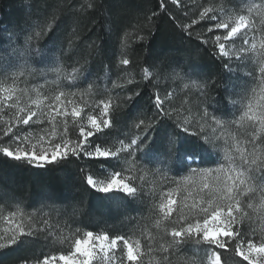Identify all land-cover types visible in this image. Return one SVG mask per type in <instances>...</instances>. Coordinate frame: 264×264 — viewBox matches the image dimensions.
<instances>
[{
  "label": "trees",
  "instance_id": "1",
  "mask_svg": "<svg viewBox=\"0 0 264 264\" xmlns=\"http://www.w3.org/2000/svg\"><path fill=\"white\" fill-rule=\"evenodd\" d=\"M161 3L0 0V90L14 87L18 102L33 94L54 99L63 91L68 101L82 109L79 122H86L88 115L99 116L100 107L96 106L110 100L113 126L97 134L98 143L114 150L121 140L129 143L140 136L148 141L132 156L122 153L119 159L108 161L70 158L43 167L0 154V213L17 211L34 232L24 243L1 249L0 264H35L42 255L70 254L71 241L83 238L87 231L138 242L137 264H205L206 245L194 240L174 244L169 233L182 217L193 218L194 203L214 198L203 188L206 182L213 190L216 186L214 179H206L207 169L215 170L213 176L219 175L223 181L230 168L245 167L242 156L255 158L264 167V127L247 118L240 120L249 102L251 115L264 112V84L259 75L264 50L258 49L251 60L239 66L233 60L234 71H228L224 67L227 59L215 55L211 43L197 39L222 34L216 29L208 32L216 21L200 20L199 14L209 7L215 10L209 15L222 19L264 0H178V4L163 0V7ZM253 9L259 12L264 7ZM193 19L197 23L182 30L180 25ZM44 23L52 24V30L30 42L32 49L41 50L40 55H22L27 37ZM255 37L258 45L264 42L260 24ZM125 58L128 65L120 63ZM145 68L150 72L147 78ZM248 72H254L255 79L246 75ZM157 94L165 100L162 110L155 106ZM242 97H246L243 109L240 103H230V99L240 101ZM205 110L208 118L202 119ZM15 113L13 108L0 109V132L3 122ZM213 116L221 123L216 124ZM141 120L144 124L137 129ZM177 122L186 124L190 132H182ZM19 128L25 133L39 130L33 122ZM253 132L260 138L254 141L255 147L249 142ZM59 135L64 137V131ZM78 135L77 125L67 128L69 139ZM171 135L177 137V144L169 153ZM251 167L255 195L248 212L256 228L252 238L259 240L264 228V197L260 193L264 171L257 165ZM115 173L121 178L132 177L127 182L138 188L135 196L99 193L86 184L88 175L107 182ZM168 193L176 203L170 218H165L159 205L167 202ZM241 230L249 231L248 220ZM222 258L224 264L240 260L234 252L224 253Z\"/></svg>",
  "mask_w": 264,
  "mask_h": 264
},
{
  "label": "snow or ice",
  "instance_id": "2",
  "mask_svg": "<svg viewBox=\"0 0 264 264\" xmlns=\"http://www.w3.org/2000/svg\"><path fill=\"white\" fill-rule=\"evenodd\" d=\"M172 4H178V0H171ZM93 5L88 4L91 8ZM163 7V0L161 3ZM264 7V3L260 5H249L248 11L251 13L253 8ZM213 8L204 7L203 11L200 12V20L207 18L208 20L216 21L213 26L207 28L208 32L216 30H223L222 34H216L214 39L206 38L205 36H198L197 39L201 40L204 44L211 43L215 49L214 52L220 58H226L228 63L224 64V67L228 71H234L231 67L233 58L237 63V66L244 64L246 61L252 59L251 52L256 49V44L252 42L253 38H249L248 29L249 23L248 18L245 15L237 13L233 17L228 19H221L218 15H209L214 13ZM155 15V13H153ZM151 20V17H149ZM197 23V20L193 19L187 25H180L182 30L187 31L193 25ZM39 31H36L34 35H29L26 39V47L23 49L22 55H40L41 50L39 48L32 49L30 42L32 40H39L43 36L47 35L52 30V24L44 23L38 26ZM190 36L191 32L188 33ZM143 39V37H139ZM240 41L239 47H236V41ZM230 42V43H226ZM260 48L264 50V42L260 44ZM123 65H128V59H122L120 61ZM74 72L78 71L76 69ZM21 75L23 73L21 72ZM145 78L150 75L149 69H144ZM248 76H252L255 79L254 72L246 73ZM260 81L264 84V53L260 56L259 65ZM129 83L132 81L129 80ZM91 87V85H89ZM188 87V85H185ZM3 95H0V109L17 108L15 125L9 123L2 132H0V154L4 157L9 158L17 162H25L28 165L35 167H43L44 165L58 164L61 161H67L70 158H87V159H102L108 161L109 159H119L122 153H126L128 156H132L135 152L141 151L147 145V140L142 139L140 136L133 138L129 143H125L123 140L119 141L120 146L114 150L111 148H105L101 146L100 137L97 135L101 133L105 128H111L113 126L112 120L109 118V108L111 101H100V104L96 107H100V115L87 116V126L80 124L79 135L75 140L65 138L59 142H53L50 138L45 136L39 137V143L43 145L47 143V147L41 146L39 151L36 150L37 145L31 144L29 147L21 148L22 144H29L28 136H21L18 132L13 129L16 125H29V122L33 120V117H38L36 111H33L31 106L20 107L18 105L19 97L15 96V88H4ZM65 93L61 91L54 97L57 108L64 104L61 100ZM74 95V93H73ZM138 95V93H137ZM170 95V94H169ZM242 97L240 101L230 99V103L236 105L241 104V108H244V99ZM131 99V97H129ZM155 106L157 109L162 110V105L165 100L162 99L159 94L155 97ZM42 101L37 98L32 101L36 107H40ZM68 103H73L68 101ZM102 105V107H101ZM251 103L247 104V111H243L240 116V120L247 118L249 121H256L262 127H264V112H261L259 116L250 114ZM55 110V109H54ZM64 116L71 115L72 117H80L82 109L73 105L71 111L67 109V106L57 112V114ZM43 115V113H41ZM168 115V113H165ZM203 118H208V112H203ZM211 119L219 124L221 121L216 120L213 116ZM35 122V121H34ZM239 121H233L238 123ZM144 121L141 120L136 124V128L139 129ZM177 127L184 133H189V127L184 124L177 122ZM67 134V127H65V135ZM193 136L197 133L191 132ZM5 137L8 139L5 140ZM96 137L95 140L92 138ZM260 139L256 136L255 132L252 134V140ZM138 141H140L138 143ZM177 137L171 135L168 138V151L169 153L176 150ZM242 164L245 167L241 169L230 168L226 178L221 181L219 175L213 176V169H207L204 173L206 179L212 178L215 180L214 190L210 187L209 183H204L203 188L209 189L212 192L213 199L207 202L196 204L191 206V211L194 213L192 219L182 217L181 221L177 223L176 227H173L169 233L171 242L174 244H180L187 242L188 240H194L196 244L206 245L204 248L205 252V264H224L223 254L233 253L235 256L240 257L237 264H243L244 261L247 264H264V228L260 230L259 240L252 237L256 235V228L251 225V214L248 209L253 208V204L250 202L255 195V189L251 184L254 180L252 173L254 169L252 165H257L261 171H264V167L258 165L255 158L248 159L242 156ZM264 164V161L261 162ZM191 167V166H190ZM195 171V169H193ZM235 173L234 175L232 173ZM246 173H248L246 175ZM132 177L121 178L119 173H115L113 177L107 182L95 179L92 175L86 177V184L93 190L104 194H116L123 192L127 196H135L138 192V188L130 185L129 182ZM261 196L264 197V187L260 189ZM171 193L165 194L166 203L163 201L159 205L160 210L164 213L165 218H170L173 212L172 206L176 203L175 200L171 199ZM202 214V215H201ZM245 220L249 221V231H242V225ZM34 232L31 229L26 230L24 225L19 224L15 229L11 230V234L5 238L0 236V249H4L10 246H16L25 242V239L31 238ZM120 246L121 253H125L126 256L122 255L120 258V264H124L126 259L129 264H137L140 253L137 251L140 247L138 242H130L128 238L123 236H117L115 238L110 237L108 234H97L94 235L93 231H87L83 238L74 239L71 241L70 254L57 255H42L41 259H38L35 264H114L117 259L115 250L117 246ZM223 250V251H218ZM167 251V249H164ZM97 257L99 260L97 261Z\"/></svg>",
  "mask_w": 264,
  "mask_h": 264
},
{
  "label": "rangeland",
  "instance_id": "3",
  "mask_svg": "<svg viewBox=\"0 0 264 264\" xmlns=\"http://www.w3.org/2000/svg\"><path fill=\"white\" fill-rule=\"evenodd\" d=\"M237 13L239 14H243L246 16V18H248V23H249V29H248V35L249 38H253L254 40H252L253 43L256 44V49L254 52H251L252 57L255 56L257 54V52L259 51L258 49L260 48V44L258 45V42L256 40L255 37V33L258 30V25L260 24V26L262 27V29L264 30V10L259 11V12H255V10L253 9V11L251 13H249L248 11V7L245 8V10L243 11H236L233 15H227L224 16L223 13H221V15H223L222 19H228L229 17H235L237 15ZM223 32V30H221ZM226 43H230V42H226ZM240 45V41L237 40L236 41V47H239ZM234 60V58H233ZM235 61V60H234ZM71 78V77H70ZM3 89L0 90V95H3ZM41 94H33V95H28V97L25 100H22L21 102H18V105L20 107H25L27 110V106H31L33 111H36L38 114V117H33V120L29 122V124H33L36 125L37 127H39V130H37L35 133L33 132H26L25 131H21V129L19 128L20 126H26V125H16L14 127V129H20L17 130L16 132L19 133V135L21 136H28L29 137V144H22L21 148L24 147H29L31 146V144H36L37 148L36 150L39 151L41 146L47 147V143L45 142L43 145H41L39 143V137L40 136H45L50 138L53 142H59L61 139H65V138H69L68 136L63 135L64 137H60L59 133L61 130L64 131L65 133V127L69 128L70 126L73 125H77L78 129L80 124H84L85 126H87V121L86 122H79L77 117H72L71 115L68 116H64L61 112V114H57L58 111H60L64 105L67 106V109L69 110V112L71 111L73 105H75L74 103H68V99H66V95H64L63 97H61V100L64 102V104L60 105L59 108H57V104L55 99H51V98H46V97H40ZM37 98H39L42 103L40 105V107H36L34 104H32L33 100H36ZM13 109L16 110L17 113V108L13 107ZM55 109V110H54ZM16 113L15 116H11V120H8L7 122H3L4 128L8 126L9 123H12L15 125V119H16ZM41 113H43V115H41ZM7 114V113H6ZM10 117V115L8 116ZM13 117V118H12ZM35 121V122H34ZM85 121V120H84ZM27 220L23 219L22 214L17 213L16 212H7V213H0V236L7 238L10 234H11V230L15 229V227L19 224L24 225L25 229L28 230L30 229L29 226L26 223ZM1 250V249H0ZM53 255V254H51ZM61 254H57V256H59ZM115 255L117 257V259L114 261V264H120V258L122 257V255L126 256V250L125 253H121L120 251V246L118 245L116 250H115ZM99 260V257H97V261ZM138 263V261H137ZM124 264H129V262L124 259Z\"/></svg>",
  "mask_w": 264,
  "mask_h": 264
}]
</instances>
